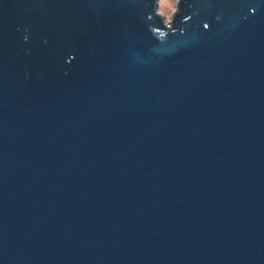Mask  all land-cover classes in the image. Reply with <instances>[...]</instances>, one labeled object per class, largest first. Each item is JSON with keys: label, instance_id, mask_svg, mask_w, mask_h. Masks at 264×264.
I'll return each instance as SVG.
<instances>
[{"label": "water", "instance_id": "obj_1", "mask_svg": "<svg viewBox=\"0 0 264 264\" xmlns=\"http://www.w3.org/2000/svg\"><path fill=\"white\" fill-rule=\"evenodd\" d=\"M0 264H264V0H0Z\"/></svg>", "mask_w": 264, "mask_h": 264}, {"label": "rangeland", "instance_id": "obj_2", "mask_svg": "<svg viewBox=\"0 0 264 264\" xmlns=\"http://www.w3.org/2000/svg\"><path fill=\"white\" fill-rule=\"evenodd\" d=\"M177 0H158V9H164L166 22L171 18L173 11L175 10Z\"/></svg>", "mask_w": 264, "mask_h": 264}]
</instances>
